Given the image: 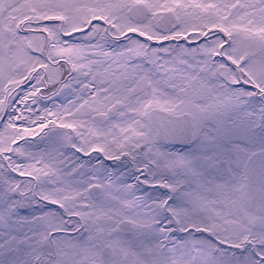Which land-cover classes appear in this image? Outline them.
<instances>
[{
    "label": "snow or ice",
    "instance_id": "6c2138e0",
    "mask_svg": "<svg viewBox=\"0 0 264 264\" xmlns=\"http://www.w3.org/2000/svg\"><path fill=\"white\" fill-rule=\"evenodd\" d=\"M0 264H264V0H0Z\"/></svg>",
    "mask_w": 264,
    "mask_h": 264
}]
</instances>
